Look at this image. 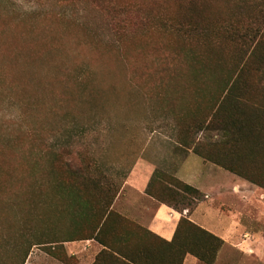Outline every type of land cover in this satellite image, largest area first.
Here are the masks:
<instances>
[{
	"label": "rangeland",
	"instance_id": "rangeland-1",
	"mask_svg": "<svg viewBox=\"0 0 264 264\" xmlns=\"http://www.w3.org/2000/svg\"><path fill=\"white\" fill-rule=\"evenodd\" d=\"M125 2L172 14L170 0L108 5ZM114 17L106 3L0 0V261L24 221L32 228L24 246L34 235L51 243L31 246L23 264H69L60 257L90 249L80 240L58 242L77 231L66 201L48 188L31 189L45 180L47 153L74 167L89 161L117 195L131 168L149 163L146 182L156 172L178 178L176 169L193 153L176 143L172 109L194 99L190 79L169 72L172 42L155 26L114 30ZM190 168L206 187L221 183L222 192L209 198L238 216L233 244L223 243L213 264H264V193L242 200L227 186L229 172L209 161L207 169ZM55 247L60 257L51 253ZM80 259L88 261L86 254Z\"/></svg>",
	"mask_w": 264,
	"mask_h": 264
},
{
	"label": "trees",
	"instance_id": "trees-1",
	"mask_svg": "<svg viewBox=\"0 0 264 264\" xmlns=\"http://www.w3.org/2000/svg\"><path fill=\"white\" fill-rule=\"evenodd\" d=\"M84 1L106 3L114 30L149 25L165 34L173 47L169 72L190 79L194 99L172 109L176 143L264 189V0H170L168 16L138 2L113 8L108 3L115 0ZM206 132L217 137L205 138ZM45 158V180L31 189L48 188L66 201L77 231L58 242L94 240L102 249L92 264H183L186 256L214 263L223 240L188 218L206 200L201 190L158 172L150 178L145 193L181 214L166 240L114 210L118 188L94 175L89 161L74 167L59 154ZM26 222L6 240L0 264H23L31 246L51 243L34 235L24 246L32 232Z\"/></svg>",
	"mask_w": 264,
	"mask_h": 264
},
{
	"label": "crops",
	"instance_id": "crops-1",
	"mask_svg": "<svg viewBox=\"0 0 264 264\" xmlns=\"http://www.w3.org/2000/svg\"><path fill=\"white\" fill-rule=\"evenodd\" d=\"M194 155L195 154L189 151L186 158L175 171V175L179 179L201 190L206 197L205 201L198 203L188 218L202 228L219 236L224 244L227 243L232 245L236 234L240 230L238 221H236L238 216L230 215L231 213L225 214L223 212V205L220 206L217 201L209 198L211 194H220L222 192V185L217 182L214 183L213 186L209 185V187H206L199 182V177L192 171L190 165L201 163L202 166H205L206 168L208 161H204L200 157L197 159L196 157H193ZM141 166L142 167L138 170H134V167L131 168L126 178L122 180V187L118 195L115 197L112 207L126 218L140 223L146 229L152 231L163 239L170 240L181 214L167 205L156 201L145 193V188L149 180L148 179L146 182L145 172L148 171L150 164L146 163L145 165L142 163ZM209 170H212V168ZM214 170L216 171V169ZM229 173L233 176L227 178V182H229L227 186L234 196L236 195V197H240L242 200L246 201H248L252 195L258 193L260 196H263V188H260L231 172ZM150 204L153 209L149 206ZM142 218L146 219L145 223L141 221ZM80 242L87 244L90 249L86 248L84 245L79 251H74L72 254H68L69 264H92L95 256L102 249V246L94 240H80ZM89 250L92 251L89 252ZM82 254H86L88 261L80 259ZM191 258L193 257L186 256L183 264H192Z\"/></svg>",
	"mask_w": 264,
	"mask_h": 264
}]
</instances>
